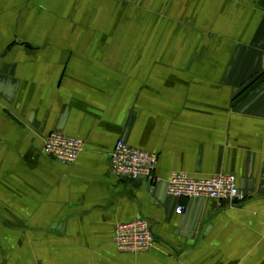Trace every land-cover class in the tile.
Here are the masks:
<instances>
[{
    "label": "crops",
    "instance_id": "1",
    "mask_svg": "<svg viewBox=\"0 0 264 264\" xmlns=\"http://www.w3.org/2000/svg\"><path fill=\"white\" fill-rule=\"evenodd\" d=\"M120 140L160 183L114 176ZM177 172L246 198L179 200ZM138 218L155 245L122 253ZM0 264H264V0H0Z\"/></svg>",
    "mask_w": 264,
    "mask_h": 264
},
{
    "label": "built area",
    "instance_id": "2",
    "mask_svg": "<svg viewBox=\"0 0 264 264\" xmlns=\"http://www.w3.org/2000/svg\"><path fill=\"white\" fill-rule=\"evenodd\" d=\"M83 147L84 142L80 139L52 133L46 137L43 151L64 165H71L77 161ZM113 149L110 162L114 176L128 180L145 178L152 185L162 181L154 174L158 162L156 155L131 147L122 140L118 141ZM167 187L169 195L179 200L210 199L236 203L246 198L238 187L237 178L231 174L219 173L196 178L177 172L172 174ZM185 209L184 205H179L177 212L182 214ZM114 230V244L122 253H145L155 245V236L149 223L143 218L119 223Z\"/></svg>",
    "mask_w": 264,
    "mask_h": 264
}]
</instances>
